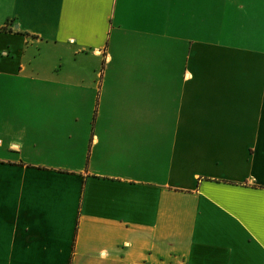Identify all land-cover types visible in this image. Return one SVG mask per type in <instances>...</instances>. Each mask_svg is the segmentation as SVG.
<instances>
[{
  "label": "crops",
  "instance_id": "1",
  "mask_svg": "<svg viewBox=\"0 0 264 264\" xmlns=\"http://www.w3.org/2000/svg\"><path fill=\"white\" fill-rule=\"evenodd\" d=\"M0 264H264V0H0Z\"/></svg>",
  "mask_w": 264,
  "mask_h": 264
},
{
  "label": "built area",
  "instance_id": "2",
  "mask_svg": "<svg viewBox=\"0 0 264 264\" xmlns=\"http://www.w3.org/2000/svg\"><path fill=\"white\" fill-rule=\"evenodd\" d=\"M2 143H3V141H2V139H0V146L2 145Z\"/></svg>",
  "mask_w": 264,
  "mask_h": 264
}]
</instances>
